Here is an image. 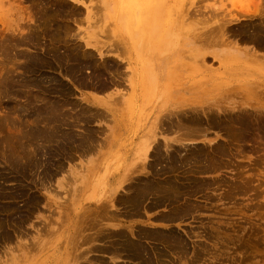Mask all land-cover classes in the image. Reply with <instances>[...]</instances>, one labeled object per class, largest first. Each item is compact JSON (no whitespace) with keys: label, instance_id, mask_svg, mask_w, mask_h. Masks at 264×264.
Wrapping results in <instances>:
<instances>
[{"label":"rangeland","instance_id":"rangeland-1","mask_svg":"<svg viewBox=\"0 0 264 264\" xmlns=\"http://www.w3.org/2000/svg\"><path fill=\"white\" fill-rule=\"evenodd\" d=\"M249 85L264 0H0V264H264Z\"/></svg>","mask_w":264,"mask_h":264},{"label":"bare ground","instance_id":"bare-ground-1","mask_svg":"<svg viewBox=\"0 0 264 264\" xmlns=\"http://www.w3.org/2000/svg\"><path fill=\"white\" fill-rule=\"evenodd\" d=\"M263 26V25H262ZM226 27L223 25V24H221V25H218V31H217V37H218V40H219V42L220 43H222V41H224L225 40V38H226V34H227V32H226ZM65 35H67L66 33H65ZM219 35V36H218ZM258 41V40H257ZM217 43V42H216ZM222 45H223V43H222ZM234 47L236 48L237 47V45L236 44H234ZM249 50H247V49H242V48H236L235 50H234V54L236 55V56H242V55H248V56H250L251 57V55H249L247 52H248ZM252 50H250V53H252L251 52ZM255 52L256 51H254V53H252V54H255ZM246 89L248 90V92L252 95V98L253 97H256V100H260V99H264V95H263V93H264V90H262L263 91V93H262V91L261 90H257V89H251V85H249V86H244V90H242V91H244L245 92V94H246ZM233 90V89H232ZM241 91V92H242ZM236 92V91H235ZM235 92H230L231 94H233V93H235ZM227 93V92H226ZM229 93V94H230ZM247 96V95H246ZM49 120V119H48ZM44 124V123H43ZM51 125V124H50ZM53 125V124H52ZM43 126V125H42ZM51 128V127H50ZM47 131L48 130H50V129H46ZM49 137V136H48ZM146 142H142V144H144V145H146L145 144ZM15 144V143H14ZM14 146H16V145H14ZM174 154V153H173ZM196 155V154H195ZM163 157V156H162ZM202 157H203V154H202ZM189 158V157H188ZM205 159V158H204ZM203 159V160H204ZM210 159V158H209ZM167 160H168V156H167ZM174 160H175V158H174ZM213 161V160H212ZM177 162V161H176ZM180 162V161H179ZM178 162V163H179ZM200 163V162H199ZM206 164V163H205ZM173 165V164H172ZM178 166H179V164H178ZM181 167V166H180ZM169 168V167H168ZM184 170V169H183ZM45 175H47V174H45ZM44 175V176H45ZM176 176V175H175ZM48 177H50V176H48ZM145 182V181H144ZM179 187V186H178ZM165 189V188H164ZM172 191V190H171ZM184 191V190H183ZM165 193V192H164ZM180 193V192H179ZM154 194H156L155 192H154ZM174 194V193H173ZM181 194V193H180ZM196 194V193H195ZM183 195V194H182ZM179 196V195H178ZM143 197V196H142ZM182 197V196H181ZM180 198V197H179ZM154 202V201H153ZM193 206H194V204H193ZM35 207V206H34ZM174 208V207H173ZM193 208V207H192ZM189 210V209H188ZM192 210V209H191ZM190 210V211H191ZM132 211V210H131ZM184 211V210H183ZM111 212V211H110ZM118 212V211H117ZM125 213V212H124ZM132 213V212H131ZM106 215H107V212H106ZM111 216H112V214H111ZM114 217V216H113ZM107 218V217H106ZM108 219V218H107ZM117 219H118V217H117ZM111 220H113V218H111ZM97 223V222H96ZM48 224V223H47ZM116 226V225H115ZM98 235V234H97ZM126 237V236H125ZM124 237V238H125ZM145 237H146V235H145ZM93 238V237H92ZM168 238V237H167ZM169 239V238H168ZM127 240V239H126ZM129 242V241H128ZM130 244V243H129ZM124 245V244H123ZM126 246V245H125ZM120 247V246H119ZM125 248V247H124ZM114 251V250H113ZM130 251V250H129ZM111 252V251H110Z\"/></svg>","mask_w":264,"mask_h":264}]
</instances>
